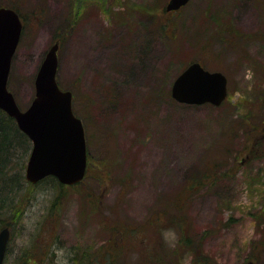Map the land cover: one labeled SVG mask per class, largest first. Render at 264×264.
<instances>
[{
    "label": "rangeland",
    "instance_id": "obj_1",
    "mask_svg": "<svg viewBox=\"0 0 264 264\" xmlns=\"http://www.w3.org/2000/svg\"><path fill=\"white\" fill-rule=\"evenodd\" d=\"M168 1L23 0L27 26L9 85L28 108L41 61L60 40L58 81L76 94L92 164L58 213L55 180L31 189L5 264H79L84 255L97 264L190 263L196 251L181 246L179 211L139 227L140 252L130 236L118 256L122 243L110 241L107 226L145 224L171 209L169 200L188 196L215 159L220 167L209 173L230 174L187 199L188 234L210 264H264V131L247 136L249 124L264 121V0H191L174 13L164 10ZM193 60L228 77L222 105L172 98L171 85ZM91 197L97 210L87 206Z\"/></svg>",
    "mask_w": 264,
    "mask_h": 264
},
{
    "label": "water",
    "instance_id": "obj_2",
    "mask_svg": "<svg viewBox=\"0 0 264 264\" xmlns=\"http://www.w3.org/2000/svg\"><path fill=\"white\" fill-rule=\"evenodd\" d=\"M188 1L170 0L167 10L177 9ZM21 27L15 10L0 8V107L17 119L20 129L33 141L27 179L36 183L53 174L63 183L78 182L85 176L88 163L85 129L81 118L73 112V94L62 90L56 80L59 44L52 45L42 61L35 80L36 97L29 109H20L8 89L11 61L20 41ZM227 91V77L206 70L200 62L189 65L172 86L173 97L189 104L209 101L220 105ZM10 235L8 227L0 231V264L4 263Z\"/></svg>",
    "mask_w": 264,
    "mask_h": 264
},
{
    "label": "trees",
    "instance_id": "obj_3",
    "mask_svg": "<svg viewBox=\"0 0 264 264\" xmlns=\"http://www.w3.org/2000/svg\"><path fill=\"white\" fill-rule=\"evenodd\" d=\"M22 4H23V0H8L6 1V3H1L0 5H5V6L7 5L10 7H14L22 15V6H21ZM74 111L77 115L79 114L77 112L76 107H74ZM262 123H264V121H262ZM262 123H259L258 125L249 124L247 127V133H248L247 136L252 137L256 133L264 131L262 130L264 129L262 128L264 127ZM253 144L254 142H252V140L249 139L248 143L246 144V148L252 147ZM31 146H32L31 141L29 140L25 132L19 129L16 120L13 117H10L3 109L0 108V229L3 228L4 226H10L13 229L15 223H17L18 220L22 219L23 214L26 210L25 208L26 204L28 200L32 198L31 189L35 187L32 184H30L29 181H27L26 175H24L26 161L28 159ZM249 155L251 159L254 157H258L257 154L255 156H252L251 154ZM88 161H90V164H92L90 156ZM218 164L220 165V161L218 159H215L212 163H208L206 165L208 172L206 173L202 172L201 177L193 178V182L187 186L185 194H188V196L186 195L179 197L177 196V198H173L172 200H169V202L174 203L173 207L171 209L163 210L161 212L155 211V215H152L146 221L145 224L139 223V225H135L131 223H126V221L125 222L116 221V223H113L112 225H108L107 227L111 229L110 241L113 240L114 243L117 242L122 243L119 246V249L121 251L118 253V256L121 254L122 250L131 247L132 239L130 238V236L134 237L135 239L134 245L137 246V248H140L139 252L144 251L145 249L143 248V244H137L138 240L136 237V232L137 230H139V227L142 228L145 227L146 229H148L150 228V226H155V225L159 226L163 214L172 215V212L179 211L180 215L175 217L174 219L179 225L180 232L183 235V237L181 238V246H187L193 248L196 251L195 253L196 259L186 264H210L212 259L207 255L203 254L201 241L197 240V237L195 239L192 235L188 234V232L190 234L191 232L188 229L189 224H188L187 214L184 211L186 209L187 204L189 203L187 199L192 195H194L195 192H199L197 191L198 186L204 188L205 186L206 187L208 186L209 188H211L216 186V183H218L219 181L221 182L224 179L228 178V175L230 174L228 171L223 172V174L221 175L222 178L216 175L218 170H216L215 173H209L210 168H213L215 166L220 167ZM48 179L55 180L54 178H48ZM54 182L56 183L55 187L60 188L61 190L59 194L56 195L57 197L53 205L51 206L53 210L56 213H58L60 211L59 200L64 196L67 190L69 191V188L65 187L62 184H59V182L56 181ZM86 201H87V206H89L90 209L97 210V208H99L98 202L94 201V198L92 199L91 197L90 200H86ZM125 244L127 245V247H125ZM141 247L144 250L141 249ZM49 250L50 248H48L46 252L49 253ZM112 258L114 257H110V260H108L106 264H110L111 260H113ZM116 259H118V257ZM83 260L85 262H80L79 264H97V262H94L92 259H88L87 256L85 255L83 257ZM174 264H182V263H178L175 261Z\"/></svg>",
    "mask_w": 264,
    "mask_h": 264
},
{
    "label": "bare ground",
    "instance_id": "obj_4",
    "mask_svg": "<svg viewBox=\"0 0 264 264\" xmlns=\"http://www.w3.org/2000/svg\"><path fill=\"white\" fill-rule=\"evenodd\" d=\"M121 263H123V262L121 261Z\"/></svg>",
    "mask_w": 264,
    "mask_h": 264
}]
</instances>
